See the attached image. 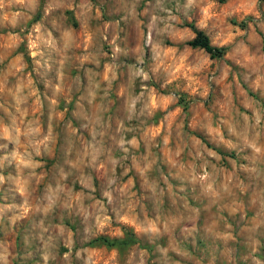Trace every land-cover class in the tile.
Returning <instances> with one entry per match:
<instances>
[{"label":"clouds","instance_id":"obj_1","mask_svg":"<svg viewBox=\"0 0 264 264\" xmlns=\"http://www.w3.org/2000/svg\"><path fill=\"white\" fill-rule=\"evenodd\" d=\"M140 3L120 0V17L108 21L118 29L109 53V33L91 27L101 13L90 0H0V32H7L0 44V97H7L0 103V231L26 218L31 225L20 253L0 241V264H98L83 245L113 214L122 225L114 239L137 250L138 264H147L149 248L164 264H180L170 252L191 264L208 230L199 225L206 212L213 235L235 256L241 221L233 227L220 215L225 209L233 217L254 213L251 227L240 230L253 251L233 264H264V39L257 34L264 33V0H149L143 11ZM67 11L77 12L79 29ZM130 22L140 39L135 52L118 43L119 26ZM201 32L228 49L231 67L194 46ZM189 49L205 59L190 60ZM161 80L166 95L150 86ZM181 80L194 100L187 128ZM72 95L71 119L57 121L60 99ZM158 112L166 115L155 123ZM58 211L62 220L82 217L75 233L51 223ZM119 250L105 264H118Z\"/></svg>","mask_w":264,"mask_h":264},{"label":"rangeland","instance_id":"obj_2","mask_svg":"<svg viewBox=\"0 0 264 264\" xmlns=\"http://www.w3.org/2000/svg\"><path fill=\"white\" fill-rule=\"evenodd\" d=\"M80 0H77V3H79ZM90 2L95 5L96 7L99 8V11L101 13V16L97 20H93L91 22V27L94 30L98 31H104L108 32V41L104 42V49L107 52H111V48L109 47V44L113 38V34L117 33L118 29L115 25H113L112 28L108 27V21L111 19L112 21L117 20L120 15V0H90ZM149 0H141V3L139 5L138 10L143 11L144 8L148 5ZM70 18V23L76 27L80 28L82 20L78 17L77 12L74 11H67L65 13ZM231 23L235 24L236 21L233 20ZM241 27H247V24H241ZM120 28H123L122 32H119V40L118 43H120L121 47H129L133 52H135L136 48L139 46L140 39L139 35L137 33L135 24L130 22L129 24H121L119 26ZM203 35L204 33L201 32ZM257 34L264 39V33H261L259 29H257ZM205 36V35H204ZM206 37V36H205ZM7 38V32H0V44L4 42V40ZM208 42L211 46L216 42L215 38L212 40H209L208 37ZM215 48H222V47H215ZM224 53L221 57L216 58L212 57L213 60H222L224 63L229 64L231 67V61L225 59V54L228 51V49L224 48ZM21 51L26 52V44L21 46ZM261 51H264V48H261ZM4 52L3 48H0V54ZM189 59L196 61V62H202L205 59L204 53L203 52H192L191 49L187 50ZM7 60L4 61L5 65L7 64ZM213 69L216 68V65L213 64L211 66ZM163 73V70H161ZM219 75V73H216ZM72 76L77 75V71L74 68L71 71ZM232 82V77H229V80L227 83ZM179 88L177 91L179 92L181 99H180V105L182 106L184 111L188 113V118L184 120V125L185 128H187L188 123L191 119V116L193 114L192 111H190L191 105L194 103L190 88L192 87L189 84V81L187 80H181L179 81ZM151 87H156L158 91H161L166 95V92H164L163 89V80H161V84L159 86L157 85H150ZM217 89L220 92V95L223 96V90L225 85L220 84L216 86ZM246 87V86H245ZM235 94V93H234ZM115 98V94H114ZM7 97H0V103H5ZM69 100L71 101L69 103ZM213 100V97H209V104H204L203 109L207 110L211 107V101ZM67 106L68 108V113H65L63 118L59 115L60 112L63 111L64 107ZM76 106V96H66L62 97L60 99V108L56 113V120L57 121H67L71 119V113L73 109ZM199 109V106L197 105V110ZM115 111V109H113ZM174 110V109H170ZM4 113L0 111V116H3ZM166 115L164 112H158L156 114L155 123H159L160 120L163 118V116ZM73 124H75V121H73ZM61 127L63 128V123L61 122ZM65 132H67V129H65ZM59 155V153H57ZM53 158L49 157L48 159V164L51 166L53 163ZM118 173L121 172L120 169L117 170ZM131 178V176H129ZM4 197V192L0 190V204L5 203L6 201L3 199ZM10 202V201H9ZM167 207V205H165ZM212 213H216V208L213 207L211 209ZM221 216H225L230 223H233V227H236L234 221H241L240 228L237 229L236 235H237V241L238 242H233L232 247L237 249V252L235 256L229 251L228 248H226L220 241L219 239L213 235V230H212V224L215 223V221L209 219V215L206 212L200 219L199 225L201 229L205 228V225H208V230L207 233L201 232L199 237L197 238V244L198 248L200 251H192V261L191 264H233V261H240L241 257L240 254L243 253L244 255L250 254L253 249L248 245L247 243V236L246 235H241L240 230L251 227L252 222H253V216L254 213L251 210H244L243 213L236 215L235 217L231 216L228 212L227 209H225L223 212L220 213ZM47 223V221H46ZM51 223L53 225L59 226L61 223H63L66 227L70 228L72 232H76L78 226L81 225L82 223V217L81 216H76L74 219H68L64 218L63 220L61 219V214L58 211L54 218L51 220ZM31 230V225H30V218H26L22 221H19L16 227H12L9 225V229L7 232L0 231V241L5 242L7 245L10 246L11 251L13 254L20 253L21 251L24 250L23 246V237L27 231ZM122 230V225L119 220L116 219L115 214H113L112 217V222L110 226L106 228L105 231L99 232L93 237L90 238V240L86 243H84V247L86 249L94 250L96 255L99 257L98 264H105V261H109L110 258H116L117 253L115 251V247H107L100 243L98 239L100 238H107L108 240H112L115 237V234L118 233L119 231ZM129 232V235L131 238H133L135 242V236L131 233V230L124 229ZM178 231V229H177ZM207 234V238H203ZM264 242V240H262ZM165 246H167V239L165 240ZM68 249L61 244L60 246V254L63 256V253L67 252ZM191 251V250H190ZM261 252L264 253V248L261 249ZM149 257L147 264H164L165 258L162 257L159 253H154L151 248H149ZM119 261L118 264H138L139 260V255L137 253V250L134 247H129L125 246L120 248L119 253ZM168 258L170 261H175L177 259H180V264H185V261L182 258L176 257L174 253H169ZM12 264H18L16 260L12 261ZM29 264H37L36 260L30 261Z\"/></svg>","mask_w":264,"mask_h":264},{"label":"trees","instance_id":"obj_3","mask_svg":"<svg viewBox=\"0 0 264 264\" xmlns=\"http://www.w3.org/2000/svg\"><path fill=\"white\" fill-rule=\"evenodd\" d=\"M198 35L199 39L195 41L194 46H202L206 48L208 52L212 53V57L219 58L223 55L224 48H215L209 44L208 39L202 33H199ZM131 240L134 242L133 238H131ZM98 241L107 247H116L117 244L120 245V248L128 246V242H120L115 239L108 240L107 238H100Z\"/></svg>","mask_w":264,"mask_h":264}]
</instances>
